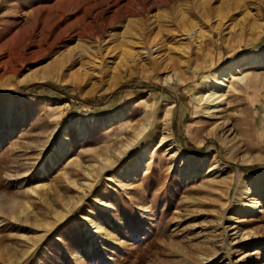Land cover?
Listing matches in <instances>:
<instances>
[{"label": "rangeland", "instance_id": "obj_1", "mask_svg": "<svg viewBox=\"0 0 264 264\" xmlns=\"http://www.w3.org/2000/svg\"><path fill=\"white\" fill-rule=\"evenodd\" d=\"M199 1L0 0V96L13 93L0 97V264L17 262L42 221L75 204L74 220L19 264H264V192L259 210L238 206L245 179L264 175V74L229 91L218 122L232 131L227 150L206 136L217 120L193 105L206 73L264 46V0L258 19L253 0ZM210 25L231 30L211 32L200 49L179 37ZM150 40L161 44L156 62L125 57ZM170 71L183 83L175 94L164 81ZM5 98L19 115L2 134ZM173 103L170 130L183 152L203 159L196 172L192 157L175 159L159 143ZM150 123L157 135L144 147L136 132ZM142 149L144 169L127 177ZM215 164L224 170L208 173ZM185 168L196 174L184 178ZM78 213L101 225L100 238Z\"/></svg>", "mask_w": 264, "mask_h": 264}, {"label": "bare ground", "instance_id": "obj_2", "mask_svg": "<svg viewBox=\"0 0 264 264\" xmlns=\"http://www.w3.org/2000/svg\"><path fill=\"white\" fill-rule=\"evenodd\" d=\"M229 1H231V0H229ZM206 2H208V1L207 0H201L197 4H202V3L204 4ZM251 5L253 7L252 8L253 11L255 12V13H253V15L255 17L259 16L258 15V13H259V2L257 0H253V1H251ZM245 14L248 17L247 13H245ZM251 17L252 16H250V18ZM220 20H219V22H222V20L221 21ZM206 24L209 25V22L207 21ZM221 24H223V22ZM216 25H218V24H216ZM210 26H212V25H210ZM224 27H227V26H223V28H221L219 26H216V27L212 26L209 29L207 27V30H205V31H196V32L193 31V30H195V28L190 29V30L184 29L183 32H185V33L180 34L179 37L181 40H183V39L188 40V42L192 43L193 46H196V48L200 49V46L204 43V41L207 38H209L211 32H213V31H216V32L224 31V33L225 32L230 33L231 29L228 30V27H227V29ZM182 36H184L185 38L183 37V39H182L181 38ZM190 43H189V45H190ZM159 45H161V44L159 43ZM159 45L157 43L153 44V42L152 43L148 42V45L139 44V48L137 50H135L137 52H133L131 50L132 53H131V51L129 53H125V57L127 59H131L132 55H134L136 57H139V59L141 61L147 60L149 62H156L160 58ZM189 51H190L189 47H186V48L181 50L182 53H186V52L188 53ZM181 57L183 58V56H181ZM183 64H184V62H183ZM173 72H175V71H173ZM263 74H264V46L261 48H254V47L249 48L248 50L239 54L238 56L229 59L223 66L206 73V76L202 79V82L199 85V93L197 95H195L193 105L198 108V110L200 111V114L205 116L206 119L217 120V121H214V123L212 124L210 129L207 131L206 136L214 137V139L217 141L216 143H219L221 145V147L225 148V150H227V148L229 146L228 145L229 144L228 139H229L230 135L232 134V131L229 129H226L225 127H223L222 123H218V122L220 120L219 119L220 114L225 113V108L228 105L229 91H230V89H232L236 93L242 89H245V90L249 89L251 86L254 85V83H256L258 78ZM47 79H48V77H46V76H41L39 78H35V77H26L25 78L24 77L19 82H21L23 84H28L31 82H43ZM164 81L168 86L171 87L170 90L172 91L173 94H175L176 91L174 88H172V86H176V84L179 85L180 83H182V80L179 79V77L177 76V73H171V71L165 75ZM3 93H5V92H3ZM11 94H13V93H5V95H11ZM5 95H1L0 97H5ZM15 103L16 102L12 98H5V100L3 102L6 113L3 114L1 120L4 124V126H6V129L2 132V134L6 130H10L11 125H12L11 123L14 122L15 119L19 115V113L16 112V110H15V107H14ZM174 103L171 104L170 109L166 112V120L167 121L166 122L164 121V122L166 123L165 125H166L167 132L165 131L166 133H164L163 135L160 136L159 143L162 145H167L168 151L172 154V156L175 159H179L180 161H185L187 157H192L194 159L193 163L195 164V166H194L195 168L193 170H194V172H196V170H198L199 167L202 166L203 159L194 158L191 154L183 152L182 149L180 148L179 144L175 140L171 130H170L172 110L174 109ZM78 129L80 131V135L85 134L84 126H78ZM157 129H158V127H157L156 123H154V124L150 123V127L146 132L142 131V129H141V131L143 132V133H141L138 130L136 132V136L141 139L140 145L144 146V145H147L148 143H150V141L157 135ZM57 141L59 143L58 148H56L57 150L59 149L58 152L60 154L63 152H66L67 147H66L65 143L63 142L62 137L60 135L58 136ZM46 157L49 160V162L51 163L52 162L51 155L49 154ZM147 158H148L147 151L145 149H142L141 150V159L138 160L131 168L127 169L126 176L129 177L131 175V173H135L139 170L144 169V164H145L144 162H145V159H147ZM104 167H106V166H104ZM41 169L42 170L44 169L43 166H41ZM223 170H224V168L222 165L215 164L214 166H212V168L209 170L208 173L213 172V171L217 173V172H220ZM103 172H106V171L103 170ZM194 172L192 173V170H187L185 168V169H183L181 176H184V178H189L191 174L192 175L196 174ZM100 173H101V171H100ZM99 177H100V175H99ZM245 180H248L247 189L249 191H247V192H246V190L240 191L239 197H241V198H239V200H238V203H239L238 206H239V209L242 211H254L255 212V211L259 210L260 208H262L261 206H259L258 200L261 197L260 195H262V193L264 192V175H257L254 177H249ZM94 185H95V183H94ZM91 190H93V189H91ZM83 191L85 192V190H83ZM248 193H249V196L244 198V196H246V194H248ZM87 194L85 197L83 196L84 199H86V197L88 196ZM75 200H74V202H77ZM94 203L97 206H99L105 210L113 211L112 207H109L104 202H101L98 199L97 200L95 199ZM74 206H71V207L67 208L66 210H56L53 213L54 218L52 221L51 220L42 221V223L39 225L40 228L37 230L39 232L37 234V236H34L33 238L29 239V241L27 242V249H25V251H23L21 257L17 260V262H15V263L11 262L10 264H19L20 262L21 263L24 262L35 249H38V247L43 245V243L47 240L48 237L55 238L57 231L61 227L66 225L68 222H71L74 220V217H75L74 215L77 213V210H76L77 206L76 207H74ZM78 206H80V205H78ZM81 209H82V207H81ZM78 216H80V220L84 224V227L87 230L89 235L91 234L93 237H95V239L101 237V235L103 234V229H102L100 224H98L97 222L95 223V221H93V219L90 217L89 214H87L84 217L80 213H78ZM218 226H220V225L218 224ZM232 245L233 244H231V247H232ZM227 249H228V251L227 250L226 251L229 253L231 251L230 247ZM231 254H229V255H231ZM242 261H243V259H238L234 262V264H239Z\"/></svg>", "mask_w": 264, "mask_h": 264}, {"label": "trees", "instance_id": "obj_3", "mask_svg": "<svg viewBox=\"0 0 264 264\" xmlns=\"http://www.w3.org/2000/svg\"><path fill=\"white\" fill-rule=\"evenodd\" d=\"M46 87H48L47 85H46ZM49 88V87H48ZM50 88H52V87H50ZM59 92V94H62V93H60V91H58Z\"/></svg>", "mask_w": 264, "mask_h": 264}]
</instances>
